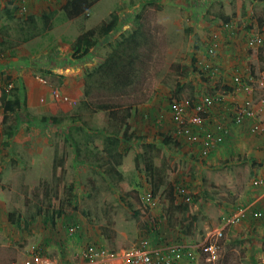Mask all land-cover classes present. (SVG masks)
Masks as SVG:
<instances>
[{"label": "rangeland", "instance_id": "obj_1", "mask_svg": "<svg viewBox=\"0 0 264 264\" xmlns=\"http://www.w3.org/2000/svg\"><path fill=\"white\" fill-rule=\"evenodd\" d=\"M207 2H209L208 5H206ZM240 2V0H129L127 4H119L115 9H120V13L125 16L135 21L138 19L136 17H141L143 28L152 35L151 44L148 47L151 52L149 51L143 59V69L140 71L138 80L124 93L111 96L107 92L102 93V91L93 89L88 100L107 102L110 99L113 103H135L134 105L144 106L143 109L151 105L153 111L150 115L154 117L153 120L148 117L147 121L145 120L144 128L146 129L140 132L144 131L146 135L141 137L143 142L162 144V140L167 135L165 132H169V126L165 123V119L161 118V114L165 118L167 116L166 97L167 99H170V95L175 97V91L177 87H180L176 101L187 103L192 99L195 88L199 91L202 88L207 89L203 87L202 76L200 80L190 69L168 68V63H171L173 59L180 61V57H185L189 49L199 44L201 34L197 33V28L203 31L217 29L216 24L220 16L225 17L226 9L234 10V12L241 9ZM25 8V14L22 10L20 13V10L13 9L15 16L13 29L17 34L16 37L24 34L23 32L18 33V27L21 24H24L23 27L28 26L27 31H29V27H37V24H41L42 21L40 16L36 15L40 11L31 9L27 11V7ZM27 16L35 17L29 20ZM128 26L129 28L123 33H127L133 24L130 22ZM18 38L15 39L14 36V42L19 40ZM177 49H184V52L176 53L175 51H179ZM0 50H3V47L0 46ZM99 53L102 54L96 55V65L105 57L103 50ZM184 60L185 58L183 62L186 65ZM91 69L83 70L80 79L78 78V84L69 87L63 82L52 79L53 77L47 72L45 74L48 79L42 76L43 71L39 75L38 70L31 67L28 74L32 78L38 76L41 82L44 81L46 90L44 94L47 93V100L44 104L47 105V109L37 112L34 108L29 109L24 104L21 118L26 124L19 125L10 138L11 140L2 139L3 126H0V202L7 207L5 215L9 217L12 214L16 220V223H12L11 226L15 236L12 240L14 247L4 251L5 259L12 257L18 259V253L23 258L22 254L27 252V247L37 245L43 249L46 257L52 262L59 260L65 262L63 259L66 261L72 259L76 262L98 264L110 257L104 255L89 262V260L81 259V251L90 245L109 252L116 246H122L128 250L144 245L142 240L133 243L137 238L134 235L135 226L143 222L140 215L147 213V210L152 209L153 206L152 200L149 201L151 208L145 202V197L151 192V186L143 165H140V171L134 173L132 181L126 177L124 180L115 182V175L110 173L108 178L107 174H102L96 168V165L108 170L113 159L108 154L100 152L94 145L97 137L96 131L98 129L102 131L106 126L107 113L100 112L90 117L82 110L80 114H83L85 122H70V117L75 114L77 105L64 93L72 90L76 98L78 96L82 98L85 75ZM5 76L8 81L5 80ZM17 76L11 74L9 78L3 73L2 76L0 75V83L5 85V82H8L9 87L5 85L7 90L12 91L15 86L23 90L19 84L21 82L20 72ZM55 92L57 97H55ZM200 92L206 94L208 90ZM23 95L24 92L20 94L22 97ZM214 95L216 94L212 93L209 96ZM160 98L164 99L158 102V107H161L163 113L159 110L156 114L157 105L154 102ZM49 115L63 117V121L56 126L42 123L41 117ZM155 122H158L160 127L156 126ZM164 147L161 145L159 150H151L150 155L154 163L161 167L164 166L162 173L169 179V183L185 186L188 190L190 186L183 174L175 173L177 177L174 178L171 176L172 171L165 169V164L167 166L170 164L166 160H172L175 157V148L166 150ZM125 150H127V145L121 144L112 152L122 153ZM56 159H62L64 167L61 181L52 175L53 162ZM115 168L119 170L120 166L117 165ZM169 173H171L170 176ZM54 198L61 201V214L58 217L54 214L56 210L51 207V199ZM155 200L158 199L155 198ZM156 206L161 209L159 205ZM134 210H138V215L133 214ZM2 225L0 221V227ZM72 227H75V231L69 232ZM118 231L123 238L117 237ZM215 232L214 236L218 232L221 233L219 238L221 247L216 258L209 260L200 251L196 264L262 263L263 255L255 256L254 252L264 250V234L255 231L248 236L245 235V231H234V234L230 235L227 229ZM103 234H114V238L102 242ZM201 236L204 237L203 234ZM89 238L93 240L89 242ZM125 238L126 241L132 240L127 247ZM253 239L256 240L254 242H257L258 246L252 245L249 251L244 244L253 242ZM144 248H146L145 245ZM0 249L6 248L1 246Z\"/></svg>", "mask_w": 264, "mask_h": 264}, {"label": "crops", "instance_id": "obj_2", "mask_svg": "<svg viewBox=\"0 0 264 264\" xmlns=\"http://www.w3.org/2000/svg\"><path fill=\"white\" fill-rule=\"evenodd\" d=\"M66 1L24 0L22 6L27 7V11L30 9L40 11L36 15H39L42 21L40 20L41 24H37V27H29L30 32L27 31L28 26L23 27L24 24H21L18 27V33L24 34L18 38L13 29L15 18L13 8L8 14L4 9V0H0V46L3 47V50H0V75L4 73L10 78L11 74L17 76L20 72L19 84L23 90L18 93L20 95L24 92L23 98L27 108H34L37 112L47 109V105L44 104L47 93L44 94L46 91L44 81L41 82L38 76L32 78L28 74L31 67L36 68L39 75L43 71V77L47 72L53 77L52 79L63 82L65 86L73 87L78 84V78L80 79L83 70L91 69L96 65V55L102 54L99 53L102 50L106 53V44L125 34L123 32L129 28L128 23L135 25L137 22L143 25L141 17H136L138 19L135 21L120 13V9H115L119 4H127L129 0H97L87 12L72 19H68L63 12ZM240 1L242 8L238 11L226 9L224 14L229 18V22L225 26L219 25L218 22L217 29L212 28L209 30L211 32L197 28V33L201 34L199 44L189 51L185 49L188 53L185 57H180V61L173 59L171 63H168V68L196 70L203 77V87L207 89L202 88L200 91L208 90V93H201L195 88L189 102L178 101L185 104L189 114H193L194 108L204 97L212 93L216 94L214 95L216 100L214 97L212 105L207 107L206 112L201 115L204 119L201 126L188 124L190 132L186 129L184 135L178 137L179 139L176 138L177 144L164 147L166 150L175 148V157L172 160H166L170 164L169 166L165 164V169L171 170V176L174 178L177 177L176 174H183L190 186L188 192L192 201L184 204L174 193L173 204L169 207L168 187L172 186L173 182L169 183V179L163 175V184L156 192L157 196L152 198V209L140 215L143 222L135 226L134 230L137 238L133 243L142 240L149 251L178 248L174 264H196L200 254L199 246L220 229L229 230L230 235L234 234V231H245V235L248 236L255 231L264 234V133L260 135L252 132L251 121L248 119L242 123L232 122L231 112V107L235 103H246L251 106L264 125V101L261 100L264 89L249 95L233 80L235 76H242L243 79L256 76L264 69V0ZM208 4L209 2L206 3ZM113 13L118 19L114 32L99 39L98 45L91 48L85 57L78 60L73 58L72 45L79 35L98 27L103 22H108L107 19L110 20V15ZM44 15H49L47 24L43 19ZM34 17L30 16L28 19L32 20ZM14 36L19 40L14 42ZM256 36L260 38V44L250 46L249 40ZM177 50L179 51H175L176 53L184 52V49ZM184 58L186 65L183 62ZM46 78L48 79L47 76ZM3 86L6 87L4 84ZM64 94L68 95L74 103L81 99L80 96L76 98L72 90ZM169 98L171 99V95ZM170 99L166 97L165 100L168 103L167 119L163 114L161 118H164L169 126V132L165 134L174 136L175 124L172 121L171 111L177 99L173 103ZM163 100L160 98L154 102L157 105L156 114L159 110L163 113L161 107H158V102ZM58 103L60 104L59 101ZM134 104L125 103L132 107L127 121L129 125H132L136 135L144 136L146 132L140 131L146 129L144 127L147 117L153 120L154 116L150 115L153 108L149 105L143 109L144 106H140L141 104ZM155 123L159 126L158 122ZM206 132L220 136L221 141L216 146L205 149L202 137ZM193 136H197V139H192ZM177 161L180 166L179 171L173 169ZM257 181L261 183L258 184ZM150 205L149 203L151 208ZM156 205H159L162 210ZM6 208V205L3 206L0 202V221L3 223L0 227V248L1 246L6 248L0 249V264H16L17 261L26 258V251L22 254L23 258L19 253L18 259L4 257V251L14 247L12 240L15 239L11 228L12 223L9 222L8 215H5ZM150 220L157 224L158 232H149ZM120 236L123 238L118 231L117 237L120 238ZM102 238L104 242L114 238V234H103ZM91 240L93 238H89L88 241L91 242ZM130 241L132 240L126 241L125 238L126 247L128 243H131ZM254 241L256 240L253 239V242H247L244 246L250 251L252 245L258 246V243ZM126 250L127 248L124 249L122 246H116L111 252L107 250L106 253L109 252L113 256L102 261L104 263L98 264H118ZM254 253L255 256L263 255L262 258L264 257L262 249ZM63 260L65 262L51 261V264H87L72 259Z\"/></svg>", "mask_w": 264, "mask_h": 264}, {"label": "trees", "instance_id": "obj_3", "mask_svg": "<svg viewBox=\"0 0 264 264\" xmlns=\"http://www.w3.org/2000/svg\"><path fill=\"white\" fill-rule=\"evenodd\" d=\"M15 1V4H14ZM97 0H67L63 6V12L68 19L75 18L90 9V7ZM18 2V3H17ZM24 0H4V9L7 13L11 8L18 9L21 13V6ZM26 10L23 11L25 14ZM9 14V13H8ZM23 14V15H24ZM30 16H27L29 18ZM49 15H44L43 19L47 24ZM117 15L111 14L108 22H103L96 28H92L83 32L75 40L72 45V57L81 59L89 54L91 48H95L98 45L99 39L111 35L117 27ZM229 22V18L221 16L219 19V25H226ZM34 34V33H33ZM32 36V35H31ZM152 35L147 32L143 25L137 23L125 34L120 35L118 38L109 42L105 46V57L96 66H94L85 75L83 83V96L76 102L77 110L72 115L71 121H78L84 123L83 114L80 111L84 110L88 116L92 117L98 112L107 113L106 128L97 130V135L94 140L96 149L100 152L108 154L113 160L112 164L108 167V170L102 168L100 165H96V168L102 173H109L115 175V182L124 180L126 177L129 181H132L134 173L140 171V165H143V170L149 177L151 186L152 198L156 195L160 186L163 184V167L154 163L153 157L150 155L151 150H159L160 146H167L170 144H177L178 141L175 136L166 135L162 140V144L156 145L154 143L143 142L142 137L136 135L132 125L128 124V118L131 115L132 107L121 103H113L108 99L107 102H92L88 100L93 89L109 93L113 96L118 93H124L126 89L133 86L138 80L140 71L143 69V59L150 51L148 50L151 44ZM195 75L202 79L201 74L198 71H194ZM7 77L5 76V80ZM203 80V79H202ZM2 82V81H1ZM4 84V83H3ZM0 83V109L2 114L0 115V126H3V139L6 141L10 139L16 129L24 123L22 119V110H24L25 101L23 97L19 95L18 87H14L11 90H7L6 87ZM8 82H5L7 85ZM180 93V87H177L175 91V97H171V102L177 98ZM110 98V97H109ZM42 123H49L53 126L59 125L63 121V117L49 115L41 117ZM197 128V127H196ZM189 130V126L187 127ZM94 131V130H93ZM70 136V134H68ZM68 137V136H67ZM179 139V138H178ZM127 145V150L122 153H113L112 151L117 148L118 145ZM129 148V149H128ZM120 166V169H116L115 166ZM64 167L62 166V159H56L53 162L52 175L59 181H61V173ZM174 170L179 171V162ZM169 207L173 204L174 187H168ZM192 201V198H191ZM170 202V203H169ZM187 204V202L182 201ZM51 207H53L54 214L58 217L61 214V201L58 198L51 199ZM176 207V206H175ZM178 208V207H176ZM168 212V211H167ZM134 215H138V210H134ZM8 220L11 223H16L13 215H9ZM152 220L149 221L148 230L151 233L159 231L156 223L152 224Z\"/></svg>", "mask_w": 264, "mask_h": 264}, {"label": "built area", "instance_id": "obj_4", "mask_svg": "<svg viewBox=\"0 0 264 264\" xmlns=\"http://www.w3.org/2000/svg\"><path fill=\"white\" fill-rule=\"evenodd\" d=\"M21 10L24 11L25 8L21 7ZM260 42V38L256 36V38H251L249 40V45H259ZM233 80L244 92L249 95H254L258 91L264 89V69H262L256 76H249L247 79H243L242 76H235ZM54 94L55 97L58 96L56 92ZM214 97L215 96L209 95L204 97L194 108L193 114H189L186 106L181 102H174L171 111L172 120L175 124V129L173 130L174 136L180 137L184 135L186 133L188 124H194L200 127L204 120L201 115L206 112L207 107L212 105ZM261 100L264 101V96L261 98ZM231 112L232 122L242 123L248 119L251 121L252 132H256L260 135L264 133V125L259 119L258 115L252 110L250 105L246 103H235L231 107ZM192 139H197V136H193ZM202 139L205 149L214 147L221 141V137L215 135L212 132H206ZM257 183L260 184L261 182L257 181ZM173 187L176 197L178 196L184 202L191 201V197L185 186L182 187L180 185L173 184ZM145 200L146 204L149 206V201L151 202L152 200L151 194H148L145 197ZM74 231L75 227L69 229V232ZM220 237L221 233L218 232L215 236L213 235L209 237L199 246L200 251L206 255L209 260H212L217 256V253L221 247V244L219 243ZM178 250L179 249L175 247L149 251L144 248V245H141L139 247L126 250L124 256L121 258L118 264H174L176 262L175 255L177 254ZM105 253V250L98 249L90 245L81 251L80 256L82 260H89V262H93L95 258L103 257L104 255L113 256L109 253ZM19 264H51V260L46 257L43 249L36 245L30 246L27 249L26 258L23 259ZM261 264H264V261H262Z\"/></svg>", "mask_w": 264, "mask_h": 264}]
</instances>
